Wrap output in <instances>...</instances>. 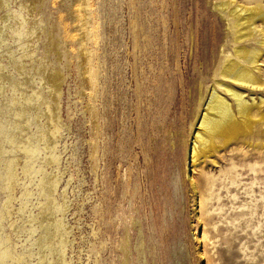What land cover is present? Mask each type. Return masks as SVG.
Here are the masks:
<instances>
[{"label":"rangeland","instance_id":"374dc122","mask_svg":"<svg viewBox=\"0 0 264 264\" xmlns=\"http://www.w3.org/2000/svg\"><path fill=\"white\" fill-rule=\"evenodd\" d=\"M253 7L0 0V264H264V122L191 159L213 90L240 120L216 87L236 47L263 53L232 87L264 114Z\"/></svg>","mask_w":264,"mask_h":264},{"label":"bare ground","instance_id":"6f19581e","mask_svg":"<svg viewBox=\"0 0 264 264\" xmlns=\"http://www.w3.org/2000/svg\"><path fill=\"white\" fill-rule=\"evenodd\" d=\"M228 3L221 2L219 6L216 5V7L221 12H224L227 8L226 6L229 7V5H227ZM236 9H234V11ZM237 11L235 12L237 13ZM243 11L244 13L241 14ZM235 12L232 13V16H236L238 19L236 41L240 44V42L248 41L255 35V25L257 23H264V14L258 7L242 10L240 14L243 16L235 14ZM257 43L264 46V38L260 36ZM234 56V58L227 61L220 73L221 77L231 82V84L219 82L216 87L222 89L225 94L234 100L235 113H237L240 120L236 121L230 104L222 98L216 90L208 94L207 99L202 105V113L197 120L198 131L193 137L194 142L191 147V159L193 163L198 158L201 159L200 157L211 153L210 137L216 136L221 137V139L223 138L227 147L231 142L241 140L243 137L245 138V133H247L248 136L252 135L256 129V125L260 122L261 124L264 122V114L262 116L256 114L258 108L257 103H255V101L250 103L246 102L242 98V94L232 87L233 84L240 87L255 88L263 84L262 80H259V77L256 76V73H260L259 65L263 53L258 48H247L243 46L234 49ZM216 150L220 152L218 147Z\"/></svg>","mask_w":264,"mask_h":264}]
</instances>
